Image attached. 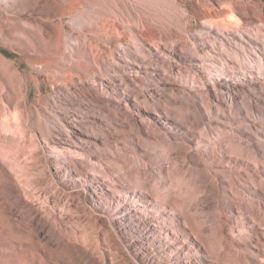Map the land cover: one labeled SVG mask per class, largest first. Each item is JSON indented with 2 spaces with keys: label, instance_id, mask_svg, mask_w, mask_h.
<instances>
[{
  "label": "rangeland",
  "instance_id": "rangeland-1",
  "mask_svg": "<svg viewBox=\"0 0 264 264\" xmlns=\"http://www.w3.org/2000/svg\"><path fill=\"white\" fill-rule=\"evenodd\" d=\"M93 1L0 40V264H264V0Z\"/></svg>",
  "mask_w": 264,
  "mask_h": 264
},
{
  "label": "bare ground",
  "instance_id": "bare-ground-1",
  "mask_svg": "<svg viewBox=\"0 0 264 264\" xmlns=\"http://www.w3.org/2000/svg\"><path fill=\"white\" fill-rule=\"evenodd\" d=\"M209 1L214 5L213 8L196 7L193 9L194 14L204 18L223 16L230 12L228 8L219 5V0ZM93 3V0H0V40L4 43L7 40L13 44L17 42L20 46L13 45L12 48L18 52L27 50L28 45L39 49L37 38L28 34L26 29L21 27L22 25L36 27L41 39L53 38L57 26H63L65 17L73 18L80 11H91L94 7ZM55 18H60V20L54 23L53 19ZM17 32H21L24 39H15L14 35ZM43 59L37 60V64L49 63L48 60ZM4 65H9V68L12 69V62L0 54V69ZM16 70L18 71V68ZM8 130L5 124L0 126V132L4 135Z\"/></svg>",
  "mask_w": 264,
  "mask_h": 264
}]
</instances>
